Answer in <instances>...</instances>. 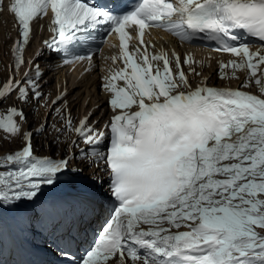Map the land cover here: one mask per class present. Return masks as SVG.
I'll list each match as a JSON object with an SVG mask.
<instances>
[{"label": "snow or ice", "instance_id": "1", "mask_svg": "<svg viewBox=\"0 0 264 264\" xmlns=\"http://www.w3.org/2000/svg\"><path fill=\"white\" fill-rule=\"evenodd\" d=\"M8 11L19 31L14 70L29 68L0 85V100L17 94L27 104L44 96L39 65L33 73L34 62L24 58L35 19L51 14L53 36L43 44L65 57L70 46L95 40L93 33L103 32L101 43L118 39L102 76L112 110L104 130L88 123L91 113L75 126L62 114L65 122L55 129L74 132L86 145L81 156L103 162L115 201L111 220L78 264H264V0H11ZM153 28L181 42L214 44L231 57L218 62L221 79H239V70L244 81L235 88L209 85L195 67L204 62L145 40ZM251 40L261 47L253 51ZM92 58L89 51L71 61ZM189 74L200 81L193 85ZM253 85L258 93L248 90ZM27 119L16 106L0 113V131L22 140L0 156V214L43 228L45 189L77 170L69 169L67 154H35L33 133L22 130Z\"/></svg>", "mask_w": 264, "mask_h": 264}, {"label": "bare ground", "instance_id": "2", "mask_svg": "<svg viewBox=\"0 0 264 264\" xmlns=\"http://www.w3.org/2000/svg\"><path fill=\"white\" fill-rule=\"evenodd\" d=\"M48 26V18L37 19L35 21L32 39L26 50L28 54L34 55L42 40L50 35ZM15 35H17V32L14 20L8 11V7L6 6L0 13V85H2L10 76L11 61L13 60L11 49L14 43ZM153 38L156 40L155 43L157 49L160 47L175 49L181 54L182 58L186 53H191L195 60L204 62L203 67L199 65H196L195 67L197 71L201 73V76L209 77V84L237 87L245 79V72L243 71L239 73L237 72L239 79L219 78L221 73L219 71L218 62H226L229 58H231L229 54L213 53L201 46H189L184 45L183 43L180 44L175 38L159 30L153 31ZM103 60V56L100 58L95 56L91 63H89L88 60H81L73 65H65L59 60L54 59L52 56L45 55L40 57L38 61L41 63L40 73L42 79L39 80V83L41 86L40 91L44 94L43 98L39 101L31 98L27 104H24L18 100L17 94H13L6 100L1 101L3 113H5L7 109L12 106L23 108L28 119L23 123L22 130L24 132L31 129L33 130V145L37 155H50L62 158L67 154L70 159V169L77 170L70 171L62 175L59 181L61 184L58 185L57 183L54 187H47L44 194L50 193L53 189L61 190L67 186L73 191V195L76 197L78 193L93 189V187L86 188L84 185L89 184L91 179L98 177L101 179V182L98 184V191L106 197L108 195L104 186L109 173L105 169L103 162H97L99 164V166H97V163H91L90 160L84 159L80 154V149L86 148L84 143H82V145L80 144L78 147L72 146L73 140H75L77 144L83 141L78 140L74 132L66 130L62 133L65 135L70 133L71 136L68 140V149H66V144H62L61 148L57 152H54L57 147L55 135H53L54 137H49L47 135L48 132H46L48 124L49 129H52L53 127L56 129L63 126L65 121L63 122V119H61L62 114L64 116L70 114L73 125L75 126L81 118L89 115V113H91V116L88 123L97 129L104 130V125L109 121L110 116L112 115V110L108 104L109 97L105 94L101 87L102 82L100 81V67L103 64ZM186 68L188 69L187 66ZM34 71L35 70H33V73ZM228 71L230 72L231 70L229 69ZM201 76H194L190 74L189 79L193 85H195L200 81ZM250 88L255 89V86L253 85ZM65 92L67 93L65 98L61 99L53 106L52 101L56 100L59 95ZM46 101L48 102L46 103ZM55 109H61L62 113L55 111ZM50 115L51 118L48 119ZM32 122L35 123H33L32 126H29ZM41 125H45V127L38 131V129H41ZM44 130L45 135H47L44 141L46 142V146H49V149L40 152L39 149L40 146L42 147L41 141H43V139L39 134ZM53 132L54 131H52V133ZM58 135L60 136V134ZM35 140H39V145L35 144ZM21 143V138L11 137L7 133L0 131V156L8 153L12 146L14 148V145L19 144L21 146ZM107 143L108 141L106 139L104 144ZM9 145L11 148L8 147ZM101 150H103V145L101 146ZM86 166H89L87 174L84 172ZM105 201L106 200H103V202ZM112 264H117V262L114 260Z\"/></svg>", "mask_w": 264, "mask_h": 264}, {"label": "rangeland", "instance_id": "3", "mask_svg": "<svg viewBox=\"0 0 264 264\" xmlns=\"http://www.w3.org/2000/svg\"><path fill=\"white\" fill-rule=\"evenodd\" d=\"M48 101H46V103H47ZM45 103V104H46ZM41 109H42V107H41ZM51 118V115H50V117H48V119H50ZM38 120H40V119H38ZM63 122H64V120H63ZM33 123H35V122H32V124H30L29 126H32L33 125ZM62 123V122H61ZM52 129H55L54 127L52 128ZM52 129H49V124H48V126L46 127V132H48V136L50 137V136H53V135H55V139H56V141H57V147H56V151H54V152H57L60 148H61V146H62V144H66V149H68V140H69V138L71 137L70 136V133L68 134L67 133V135H65V134H63V133H59L60 134V136L57 134V132L55 131V130H52ZM52 131H54L53 133H52ZM42 132H44V133H42ZM39 135H40V137L43 139V141H41L42 142V147L40 146V152L41 151H43V150H47V149H49V146H46V142L44 141L45 139H46V136L47 135H45V130L44 131H42ZM51 132V133H50ZM55 133V134H54ZM63 134V135H62ZM61 135H62V138H61ZM54 137V136H53ZM58 137V138H57ZM66 137V138H65ZM65 139V140H64ZM35 142V144L36 145H39V140H35L34 141ZM41 142H40V144H41ZM83 142H81V143H79V145L80 144H82ZM78 145V146H79ZM16 146V147H15ZM20 145L18 144V145H14V148H13V146H12V148L10 147V145L8 146L9 148H11L10 149V151L9 152H11V151H14V150H17L18 149V147H19ZM8 152V153H9ZM8 153H5V154H3V155H6V154H8ZM2 156V155H1ZM88 169H89V166H86L85 167V169H84V172L87 174V171H88Z\"/></svg>", "mask_w": 264, "mask_h": 264}]
</instances>
